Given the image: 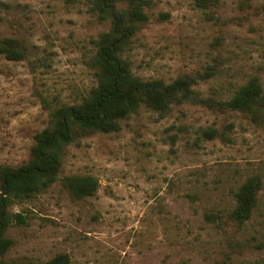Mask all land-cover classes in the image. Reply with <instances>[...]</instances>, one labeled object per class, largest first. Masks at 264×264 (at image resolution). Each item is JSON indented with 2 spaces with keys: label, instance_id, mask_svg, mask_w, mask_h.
Segmentation results:
<instances>
[{
  "label": "rangeland",
  "instance_id": "1",
  "mask_svg": "<svg viewBox=\"0 0 264 264\" xmlns=\"http://www.w3.org/2000/svg\"><path fill=\"white\" fill-rule=\"evenodd\" d=\"M91 0H0V165L31 159L50 109L72 104L96 83L94 40L111 29ZM149 20L133 37L132 69L167 82L192 75L199 97L229 98L252 76L264 87V0H146ZM230 128L231 141L204 129ZM92 175L94 196L78 198L65 177ZM259 175L252 217L227 220L235 193ZM27 216L7 235L3 264H264V119L190 100L167 114L142 107L117 131H94L64 147L59 179L11 208ZM218 213L219 220L209 217Z\"/></svg>",
  "mask_w": 264,
  "mask_h": 264
},
{
  "label": "trees",
  "instance_id": "2",
  "mask_svg": "<svg viewBox=\"0 0 264 264\" xmlns=\"http://www.w3.org/2000/svg\"><path fill=\"white\" fill-rule=\"evenodd\" d=\"M92 9L102 19H111L112 26L95 40L96 52L91 58L96 83L79 101L64 103L56 108L43 99L50 109L46 127L35 135L31 159L20 166L0 165V264L13 245L7 235L15 225L27 222V216L12 210V206L52 186L58 179L62 166L64 147L77 138L94 131L112 132L120 128L121 120L136 110L147 107L162 115L173 105L197 100L201 104L219 110H237L255 122L264 119V87L258 76L250 77L236 88L229 98L199 97L193 88L197 80L183 75L167 82L162 78H143L132 69L129 51L133 37L149 20L144 6L146 0H91ZM215 0H199L201 5ZM27 47L15 39L0 42V53L9 60L25 58ZM205 139L219 138L231 141L230 128L204 129ZM63 186L75 197L94 196L99 181L92 175H74L62 180ZM262 178L254 175L236 191V205L227 216L237 227H242L258 205ZM219 220V214L209 213ZM69 256L61 254L49 264H67Z\"/></svg>",
  "mask_w": 264,
  "mask_h": 264
}]
</instances>
